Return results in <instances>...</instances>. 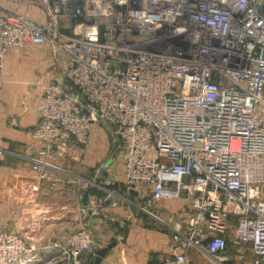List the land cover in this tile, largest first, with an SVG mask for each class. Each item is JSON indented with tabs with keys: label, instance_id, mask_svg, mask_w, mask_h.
I'll return each instance as SVG.
<instances>
[{
	"label": "built area",
	"instance_id": "built-area-1",
	"mask_svg": "<svg viewBox=\"0 0 264 264\" xmlns=\"http://www.w3.org/2000/svg\"><path fill=\"white\" fill-rule=\"evenodd\" d=\"M40 2L36 20L0 0V64L27 47L54 64L28 150L39 178L52 151L106 149L109 131L120 185L87 180L106 197L83 217L107 200L145 214L169 230L161 264L224 254L230 236L264 264V0ZM95 246L85 227L40 246L0 229V264H81Z\"/></svg>",
	"mask_w": 264,
	"mask_h": 264
},
{
	"label": "crops",
	"instance_id": "crops-1",
	"mask_svg": "<svg viewBox=\"0 0 264 264\" xmlns=\"http://www.w3.org/2000/svg\"><path fill=\"white\" fill-rule=\"evenodd\" d=\"M33 1V0H26ZM12 6V0H7ZM54 64L41 57L38 48L27 47L17 54L7 53L0 64V229L19 232L33 246L49 240H63L79 228L91 231L96 241L95 250L114 242L100 264H161L170 241L169 230L156 221L138 215L135 208L118 206L110 202L97 205L87 216L79 213L81 206H90L97 200L96 194L73 189L76 176L61 167L64 158L81 152L76 146L58 147L44 160L51 165L46 178L40 179L32 169L28 150L31 145L30 130L37 122L36 102L41 92L42 80L52 79ZM86 154V153H85ZM109 163V164H107ZM98 168L99 176L118 182L111 173L110 162ZM65 173V174H64ZM113 175V176H112ZM78 178V177H76ZM115 178V179H113ZM56 182V187L53 183ZM76 188V186H75ZM81 194V196H80ZM101 205V206H100ZM167 202L154 212L163 220L170 218ZM132 216L124 220V216ZM150 219V218H149ZM57 251H44L42 258L49 260ZM189 264H254L255 257L250 246L229 237L227 251L213 257L198 249L188 251ZM81 264H91L86 255Z\"/></svg>",
	"mask_w": 264,
	"mask_h": 264
},
{
	"label": "rangeland",
	"instance_id": "rangeland-1",
	"mask_svg": "<svg viewBox=\"0 0 264 264\" xmlns=\"http://www.w3.org/2000/svg\"><path fill=\"white\" fill-rule=\"evenodd\" d=\"M13 5L10 6L12 9H14L15 11L18 12H22L26 15H28L31 18H34L36 20L40 19V17L43 15L41 10H42V4L40 2V0H33L31 1H26V0H12ZM59 28H63L64 24L59 23L58 24ZM65 29V28H63ZM65 33L68 35L70 33V30H65ZM33 127L31 128V132H32ZM31 132H30V140H32L31 138ZM102 140V138H101ZM101 140L98 139V142H101ZM103 144H106V149L100 148V149H92V150H87L85 148H81V152H79V154L77 155V159L73 157H67L64 158V161H62L61 167L63 169L66 168V166H68L69 170L78 178H72L75 180V182H77L78 184L76 185V189L78 191V193L80 192H94L96 194L97 198H105L106 197V193L104 191H100L97 190L96 188H90L87 186H84L87 180H97L99 182L100 180L103 179V177H99V172H98V168H102V164H104L106 161H108L107 159H110V156H108V153L112 150V146H113V141H114V137L110 134L109 131L105 130V137L102 140ZM75 146H73L72 148H74ZM86 153V154H85ZM65 174V173H64ZM108 202V200H107ZM105 202H103L102 204H104ZM101 204V205H102ZM100 205V206H101ZM98 207V206H97ZM96 207V208H97ZM138 215H142L144 218L149 219L148 216H146L145 214H138ZM153 221V220H152ZM9 231H13L16 232L19 236H22L19 232L14 231V230H9ZM23 237V236H22ZM25 238V237H23ZM28 240V239H27ZM31 244V243H30ZM32 245V244H31Z\"/></svg>",
	"mask_w": 264,
	"mask_h": 264
},
{
	"label": "water",
	"instance_id": "water-1",
	"mask_svg": "<svg viewBox=\"0 0 264 264\" xmlns=\"http://www.w3.org/2000/svg\"><path fill=\"white\" fill-rule=\"evenodd\" d=\"M115 145V144H114ZM114 155V154H113ZM109 164V163H107ZM83 202L86 203V197H87V191L84 192L83 194ZM114 242H112L111 244L104 246L102 248H99L97 250H95L93 253H90L88 255V261L91 264H100L102 262V259L105 257V255L107 254L108 250L114 246Z\"/></svg>",
	"mask_w": 264,
	"mask_h": 264
}]
</instances>
